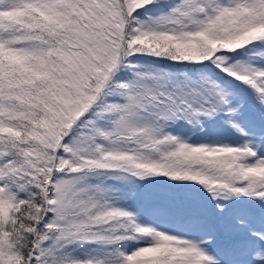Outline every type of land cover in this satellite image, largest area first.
<instances>
[{"label":"snow or ice","instance_id":"6c2138e0","mask_svg":"<svg viewBox=\"0 0 264 264\" xmlns=\"http://www.w3.org/2000/svg\"><path fill=\"white\" fill-rule=\"evenodd\" d=\"M0 264H264V0H0Z\"/></svg>","mask_w":264,"mask_h":264}]
</instances>
